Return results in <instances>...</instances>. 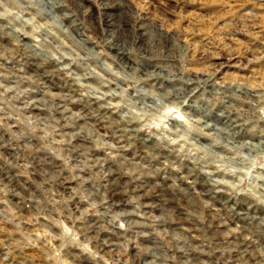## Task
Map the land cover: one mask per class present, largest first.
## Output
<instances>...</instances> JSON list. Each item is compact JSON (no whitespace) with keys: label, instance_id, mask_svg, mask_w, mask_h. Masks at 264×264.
Returning a JSON list of instances; mask_svg holds the SVG:
<instances>
[{"label":"clouds","instance_id":"9594fccd","mask_svg":"<svg viewBox=\"0 0 264 264\" xmlns=\"http://www.w3.org/2000/svg\"><path fill=\"white\" fill-rule=\"evenodd\" d=\"M0 264H264V0H0Z\"/></svg>","mask_w":264,"mask_h":264}]
</instances>
